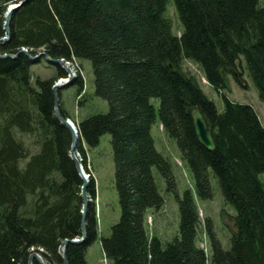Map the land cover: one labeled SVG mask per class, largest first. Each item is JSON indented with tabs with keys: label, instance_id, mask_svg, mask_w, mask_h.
Segmentation results:
<instances>
[{
	"label": "trees",
	"instance_id": "1",
	"mask_svg": "<svg viewBox=\"0 0 264 264\" xmlns=\"http://www.w3.org/2000/svg\"><path fill=\"white\" fill-rule=\"evenodd\" d=\"M21 1L0 0V38L9 4ZM174 1L183 25L180 36L166 15L169 0H24L15 9L9 39L0 45L1 54L18 53L0 57V264H29L33 251L48 264H64L61 242L82 236L84 181L70 156L71 131L54 109L53 84L68 73L54 63L56 75L38 76L34 83L32 65L39 61L23 48L89 60L95 94L109 103L107 112L76 123L77 150L87 173L84 144L95 147L103 134L112 136L121 214L110 235L101 237L111 264H264V124L252 104L224 93L231 76L239 81L244 69L264 102V7L260 0ZM185 58L198 63L221 93L223 110L184 70ZM71 84L79 94L84 91L81 74ZM153 98L159 99L158 107ZM196 109L213 131L214 150L198 140ZM157 119L192 171L196 195L192 189L179 194L173 163L157 148L152 132ZM19 133L31 135L39 150L31 154ZM155 167L180 210L179 235L167 243L147 227L148 211L165 203ZM211 172L225 202L236 210L238 230L230 248H224L207 219L209 257L199 244L196 196H214ZM87 191L93 198L87 238L66 246L69 264H88L87 249L98 237L93 177ZM34 264L40 263L35 259Z\"/></svg>",
	"mask_w": 264,
	"mask_h": 264
},
{
	"label": "rangeland",
	"instance_id": "2",
	"mask_svg": "<svg viewBox=\"0 0 264 264\" xmlns=\"http://www.w3.org/2000/svg\"><path fill=\"white\" fill-rule=\"evenodd\" d=\"M259 3L260 6L264 7V0H260ZM166 15L172 22L173 32L180 36L183 25L174 0H169ZM37 61L39 62L32 65V80L34 83L38 76L48 78L56 75L57 65L51 63L47 57L41 56ZM65 61L69 60L65 59ZM69 62L68 65L73 69L76 77L81 74L85 82L84 91L81 94L78 93L77 85L75 84H69L59 89L60 103L68 111L71 119H75L74 121L76 122L94 113L107 112L109 110L108 101L95 94L94 73L91 62L76 58ZM183 68L198 78L205 93L210 99L215 101L219 110H223L224 100L221 93L207 81L200 65L185 58L183 60ZM62 78L67 79V77H58L56 81L62 80ZM224 93L238 102L252 104L264 124V102L260 99L258 91L246 70L243 69L242 78L239 81L231 76L230 89L224 90ZM153 102L157 107L159 106L158 98H153ZM152 132L157 148L171 159L173 163V173L179 194L182 195L186 189H192L196 195L193 173L187 163L183 161L177 143L170 138L163 125L160 124L159 119L153 124ZM18 137L28 146L31 154L39 150V146L35 144V140L31 135L19 133ZM84 147L87 149V162L90 168V177L88 179L90 181L93 177L96 182L97 197L94 201L98 221V237L89 245L86 258L88 264H111L112 261L106 257L103 251L101 237L110 235L113 224L119 220L121 214L119 195L115 183L112 136L110 133H105L102 135L98 146L89 147L85 143ZM80 156V160L83 162L81 153ZM28 159H24L22 163H26ZM153 171L165 197V203L157 211L152 209L148 211L147 227L151 234L158 235L164 243H167L179 235L180 210L176 195L167 191V182L161 176L159 170L155 167ZM260 177L264 182V172L260 174ZM211 183L214 192V196L211 199L200 200L196 196L202 219L199 244L204 247L209 257L212 250L205 221L207 219L210 220L217 237L221 240L224 248L227 249L231 246L230 240L236 224V210L232 205L225 202L218 179L213 172H211Z\"/></svg>",
	"mask_w": 264,
	"mask_h": 264
},
{
	"label": "water",
	"instance_id": "3",
	"mask_svg": "<svg viewBox=\"0 0 264 264\" xmlns=\"http://www.w3.org/2000/svg\"><path fill=\"white\" fill-rule=\"evenodd\" d=\"M23 1L11 3L8 6L7 12L5 14V35L0 38V45H1V43L5 42L9 39L10 23H11V20L13 17V13H14L15 9H17L18 7H20L22 5ZM21 51L26 53L27 55H29L34 61L37 60L38 58H40L41 56H45L51 62L61 64L66 69V71L68 73L67 79L62 78V80L56 81L53 84L54 109H55L56 116L59 118V120L63 124H65L71 131L72 142H71V147H70V156L74 160L76 167H77V170L79 171V173H80V175L84 181L82 188H81V196H82V201H83V205H82V236L77 237V238H72V239L66 238L61 242V244L59 246V251L64 258V264H69L68 259H67V253H66V246L69 243L81 244L86 240V238H87L86 224H87L88 206H89V203L91 201H93V198L91 197V195L87 191L89 179H87V177L85 175L84 164L80 160V158L78 157L77 152H76L78 141L80 138V133H79L77 123L74 120H72L70 117L63 115V113L61 111V107H60L59 89L64 87V86L71 84L73 82V80L75 79L76 75L73 72V69L68 65L70 62L65 61L64 58H53L46 52L31 54L28 51V49H26V48H23ZM17 54L18 53H16V54H11V53L1 54L0 53V57H7V56L15 57V56H17ZM192 118H193V123H194V127H195V132H196V135H197L200 143H202L208 149L214 150L216 148V144H215V139L213 136V131H212L211 127L209 126L207 119H206L205 115L203 114V112L200 109H196L192 114ZM234 230L235 231L238 230V224L237 223L234 226ZM35 259L38 260L40 264H48L45 261V259L43 258V256L37 251H33L30 254L29 259H28V263L34 264Z\"/></svg>",
	"mask_w": 264,
	"mask_h": 264
},
{
	"label": "bare ground",
	"instance_id": "4",
	"mask_svg": "<svg viewBox=\"0 0 264 264\" xmlns=\"http://www.w3.org/2000/svg\"><path fill=\"white\" fill-rule=\"evenodd\" d=\"M1 49V48H0ZM1 53V52H0ZM6 53V52H5ZM37 61V60H36ZM65 80V79H64ZM63 80V81H64ZM77 152V155H78V157L80 156V151H76ZM83 157V156H82ZM79 158H81V156L79 157ZM86 166V165H85ZM89 166V165H88ZM85 168V167H84ZM89 168V167H88ZM84 172H85V175H86V177H87V179L90 177V173H87L86 172V170L84 169ZM92 197V196H91Z\"/></svg>",
	"mask_w": 264,
	"mask_h": 264
}]
</instances>
